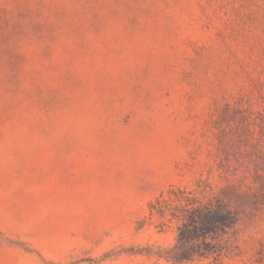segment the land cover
<instances>
[{
	"label": "rangeland",
	"instance_id": "374dc122",
	"mask_svg": "<svg viewBox=\"0 0 264 264\" xmlns=\"http://www.w3.org/2000/svg\"><path fill=\"white\" fill-rule=\"evenodd\" d=\"M171 185L241 208L212 256ZM0 264H264V0H0Z\"/></svg>",
	"mask_w": 264,
	"mask_h": 264
},
{
	"label": "trees",
	"instance_id": "16d2710c",
	"mask_svg": "<svg viewBox=\"0 0 264 264\" xmlns=\"http://www.w3.org/2000/svg\"><path fill=\"white\" fill-rule=\"evenodd\" d=\"M202 191L171 185L148 204L151 214L176 222V244L167 250L165 257L189 260L212 256L219 251V240L238 221L241 208L234 207L231 196L226 197L224 191L204 196L199 193ZM207 238L213 241L212 249L203 247Z\"/></svg>",
	"mask_w": 264,
	"mask_h": 264
}]
</instances>
